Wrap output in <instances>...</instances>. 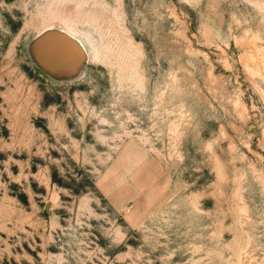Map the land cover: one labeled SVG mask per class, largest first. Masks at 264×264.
Listing matches in <instances>:
<instances>
[{"label":"rangeland","instance_id":"1","mask_svg":"<svg viewBox=\"0 0 264 264\" xmlns=\"http://www.w3.org/2000/svg\"><path fill=\"white\" fill-rule=\"evenodd\" d=\"M0 264H264V0H0Z\"/></svg>","mask_w":264,"mask_h":264}]
</instances>
